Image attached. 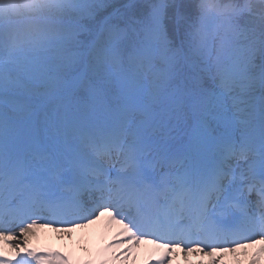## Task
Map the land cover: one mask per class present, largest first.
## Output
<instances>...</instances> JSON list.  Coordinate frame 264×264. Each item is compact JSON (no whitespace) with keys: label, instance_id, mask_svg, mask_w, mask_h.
I'll return each mask as SVG.
<instances>
[{"label":"snow or ice","instance_id":"1","mask_svg":"<svg viewBox=\"0 0 264 264\" xmlns=\"http://www.w3.org/2000/svg\"><path fill=\"white\" fill-rule=\"evenodd\" d=\"M192 28L191 0H79L15 76L0 60V264H69L30 246L35 227L105 212L168 252L258 243L257 264L264 34L237 46L226 21L213 48Z\"/></svg>","mask_w":264,"mask_h":264},{"label":"bare ground","instance_id":"2","mask_svg":"<svg viewBox=\"0 0 264 264\" xmlns=\"http://www.w3.org/2000/svg\"><path fill=\"white\" fill-rule=\"evenodd\" d=\"M100 219L101 222L96 219L84 226H73L65 230H52L49 227L37 226L34 229L35 235L31 237L30 246L37 252H42L40 250L47 248L51 252L62 253L70 260L76 258L81 261L87 258L94 262L105 260L112 264L150 263L148 258L141 257L146 254L136 253L139 248L138 244L130 243L126 239L128 233L125 232L123 224L114 221L108 213ZM20 239L22 240L23 237L21 236ZM122 240L125 241L123 244L118 243ZM249 245L248 247H239L234 252H219V254L217 252L215 253L217 255L210 259L200 260L198 256H195L189 262L190 264H210L212 259L222 258L223 264H251V261L257 258L256 254L259 253L261 246H258L257 243ZM57 248L59 250H56ZM148 248L149 245L144 244L139 249ZM98 251L102 253H98ZM113 254L115 255L112 256ZM118 254H121L119 258H117ZM171 263L179 264L177 261ZM257 264H264V253H260Z\"/></svg>","mask_w":264,"mask_h":264},{"label":"clouds","instance_id":"3","mask_svg":"<svg viewBox=\"0 0 264 264\" xmlns=\"http://www.w3.org/2000/svg\"><path fill=\"white\" fill-rule=\"evenodd\" d=\"M264 3V0H261ZM72 0H0V35L12 46H20L21 36L24 43H35L44 33H49L54 22L70 8ZM207 6L205 14L214 11H227L230 8L216 9L214 5L221 0H200Z\"/></svg>","mask_w":264,"mask_h":264},{"label":"rangeland","instance_id":"4","mask_svg":"<svg viewBox=\"0 0 264 264\" xmlns=\"http://www.w3.org/2000/svg\"><path fill=\"white\" fill-rule=\"evenodd\" d=\"M214 7L218 10L219 9H225V8H230V10L214 11L212 14H204V19H203L204 30L201 31V35H206V36L210 37V43L213 46V48L219 46V44L221 43V40L225 38V33H224V31H222V25L226 21L231 23L232 15L235 12V10L230 6L222 8V6L214 5ZM259 9L263 10V8L261 6H259L258 10H256L253 14H251L252 20L255 17L259 16V15L255 14L257 11H259ZM78 10H79V0H72V3L70 5L69 10L63 16L60 17V18H66L67 21H70V22L64 23V24H59L57 26L53 25L52 28L50 29L49 34L54 36V35L60 33V31L65 30L67 28L66 27L67 25H71L73 23L76 15H77ZM247 17H249V16L245 17L246 20H247ZM260 22L262 24H264V12L261 15V19L255 23L251 22V25L255 26V25H258ZM243 26H244V30H246L245 36L247 38H249L254 33L253 32L254 29H251L250 27H247L245 25H243ZM257 32L260 33L261 31L258 30ZM20 39H21L20 46H12L4 40L2 35H0V60H2L4 62V68H5V75L6 76L9 74L15 76L17 74L16 73L17 68L24 61L35 56V54L39 51V49L36 48L33 43H31V42L24 43L23 41L26 39L24 36H21ZM232 42L237 46L247 45L245 43H239V42L235 41L234 39L232 40ZM95 218H99V217L96 216ZM99 221L101 222V219H99ZM49 228L54 230L53 227H49ZM63 230H65V229H63ZM257 245L259 246L260 244L257 243ZM9 248L10 247L6 246L5 250L11 252V249H9ZM44 249H46V250H44ZM42 250H44V252L49 251V249H47V248H43ZM56 250H59V249L57 248ZM99 251H98V253H102ZM61 255L65 256L62 253H61ZM114 255L115 254H113L112 256H114ZM112 256H110V258H112ZM66 258L68 259L69 264H112V262H107L105 260H102V262L101 261L100 262H94V261L87 259V258L84 260H81V261H79L76 258L71 259V260L69 257H66ZM198 259H200V257H198ZM184 263L189 264V262L186 258H182L181 264H184Z\"/></svg>","mask_w":264,"mask_h":264},{"label":"trees","instance_id":"5","mask_svg":"<svg viewBox=\"0 0 264 264\" xmlns=\"http://www.w3.org/2000/svg\"><path fill=\"white\" fill-rule=\"evenodd\" d=\"M191 3L193 5V28L192 32L194 37L197 39V41L201 37V31L204 30V11L201 6L200 0H191ZM217 6H230L233 9H237L234 15L232 16L231 25L233 28L237 31L242 33V35L239 36V38H234L235 41L239 43H245L249 44L250 41L253 38L259 37L261 34H264V24L261 22L258 25H251V22L255 23L261 19V15L264 12V3L261 2V0H221V3L216 4ZM261 6L263 8L259 9L255 14L259 15L255 17L253 20L251 19L252 15L256 10H258V7ZM262 10V11H261ZM246 16L247 20H246ZM56 21L58 22H70L67 21L66 18H58ZM250 27L251 29H254V33L247 38L246 30H244V26ZM261 31L258 33L257 31Z\"/></svg>","mask_w":264,"mask_h":264}]
</instances>
